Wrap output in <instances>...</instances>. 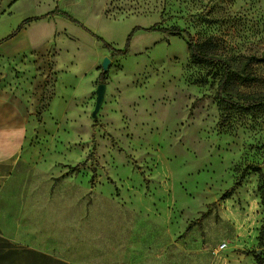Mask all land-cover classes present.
<instances>
[{
	"label": "rangeland",
	"instance_id": "rangeland-1",
	"mask_svg": "<svg viewBox=\"0 0 264 264\" xmlns=\"http://www.w3.org/2000/svg\"><path fill=\"white\" fill-rule=\"evenodd\" d=\"M184 32L246 74L234 104L218 97L219 68L192 63ZM257 60L264 0H0V101L15 96L38 122L65 216H94L93 244L72 262L105 264L109 247L128 264H264Z\"/></svg>",
	"mask_w": 264,
	"mask_h": 264
},
{
	"label": "crops",
	"instance_id": "crops-1",
	"mask_svg": "<svg viewBox=\"0 0 264 264\" xmlns=\"http://www.w3.org/2000/svg\"><path fill=\"white\" fill-rule=\"evenodd\" d=\"M15 98L4 100L8 109L0 101V264H76L68 252L88 254L95 236L86 224L94 216H65L69 212L62 190L46 177V160L35 146L40 139L38 122ZM101 250L105 264H128L109 247Z\"/></svg>",
	"mask_w": 264,
	"mask_h": 264
},
{
	"label": "trees",
	"instance_id": "trees-1",
	"mask_svg": "<svg viewBox=\"0 0 264 264\" xmlns=\"http://www.w3.org/2000/svg\"><path fill=\"white\" fill-rule=\"evenodd\" d=\"M67 18L71 19L68 16ZM34 20L36 19H29L25 21V23L22 25V28H24L25 25H27L28 23ZM72 21L76 22L74 20ZM148 31H164L174 36L181 35L182 33L181 30H179L178 28L165 29V28H161L157 26L150 28ZM184 35L188 39V48H189L192 63L195 65H207L209 67L219 68L221 70V81L218 87V97L222 99L223 102L234 104L235 102L232 101V99L235 97L234 95H236L237 92L239 93V88L242 87L247 82L248 78L246 77V74L243 71H241L238 65L234 63L231 59L222 58L216 55H210L204 48V44L195 43L193 37L189 33L184 32ZM131 37L129 38V43L131 41ZM98 40L103 43L106 49L112 52V55H117V54L124 55L126 52H128L129 44L125 51H120V50L114 49L111 45L106 43L103 39L98 38ZM262 62H264V60H257V63H262ZM99 82L100 84L106 83L105 73L103 72L101 73ZM233 91H235L236 93H234ZM258 101H264V98L262 99L260 98ZM95 144H96V141L94 140V146ZM91 158L92 156H90L89 159ZM262 178H263V184L261 186V199L264 205V172H263ZM261 237L262 239L264 238V227L261 233Z\"/></svg>",
	"mask_w": 264,
	"mask_h": 264
},
{
	"label": "water",
	"instance_id": "water-1",
	"mask_svg": "<svg viewBox=\"0 0 264 264\" xmlns=\"http://www.w3.org/2000/svg\"><path fill=\"white\" fill-rule=\"evenodd\" d=\"M110 64H111V60L109 58L104 59L102 63L103 73L106 74L108 72ZM106 88H107L106 84H99L97 87V90H96L97 100H96L95 110L93 113L94 118H97V114L101 106L103 105V102L105 100Z\"/></svg>",
	"mask_w": 264,
	"mask_h": 264
},
{
	"label": "built area",
	"instance_id": "built-area-1",
	"mask_svg": "<svg viewBox=\"0 0 264 264\" xmlns=\"http://www.w3.org/2000/svg\"><path fill=\"white\" fill-rule=\"evenodd\" d=\"M220 248H222V246Z\"/></svg>",
	"mask_w": 264,
	"mask_h": 264
}]
</instances>
